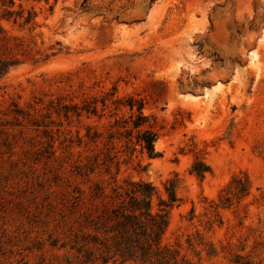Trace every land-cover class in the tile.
I'll return each mask as SVG.
<instances>
[{
    "label": "rangeland",
    "instance_id": "obj_1",
    "mask_svg": "<svg viewBox=\"0 0 264 264\" xmlns=\"http://www.w3.org/2000/svg\"><path fill=\"white\" fill-rule=\"evenodd\" d=\"M13 1H0V264H77L76 187L142 180L161 196L174 179L162 244L191 264H264V0ZM130 99L155 158L109 149ZM242 176L248 195L216 208Z\"/></svg>",
    "mask_w": 264,
    "mask_h": 264
},
{
    "label": "trees",
    "instance_id": "obj_2",
    "mask_svg": "<svg viewBox=\"0 0 264 264\" xmlns=\"http://www.w3.org/2000/svg\"><path fill=\"white\" fill-rule=\"evenodd\" d=\"M0 1L9 7L14 5L13 0ZM84 3L86 0H83ZM6 15L21 18L22 11H6ZM34 17V13L28 12L24 22L29 23ZM7 66V63L0 62V76L6 72ZM127 106L130 110L136 107V115L114 122L116 130L107 137L109 149H114L113 140L122 139L127 149L134 151L135 147H139L140 152L146 153L149 158L159 156L155 151L158 133L149 123V118L142 114V102L130 99ZM86 136L90 141L97 138L95 133L93 136L87 133ZM114 158L110 155L104 157L102 165ZM190 172L202 179L209 168L196 160ZM230 184L232 190L220 199L216 208H228L232 198L240 199L248 195L250 183L246 176L235 177ZM176 188L175 179L164 183L161 196L150 183L142 180H125L122 187H112L109 195H105L98 183L93 184L88 194L78 187L74 188L66 200V208L81 233L78 235L73 231L69 240L76 263L191 264L180 256L177 248L162 244L169 213L179 204Z\"/></svg>",
    "mask_w": 264,
    "mask_h": 264
}]
</instances>
